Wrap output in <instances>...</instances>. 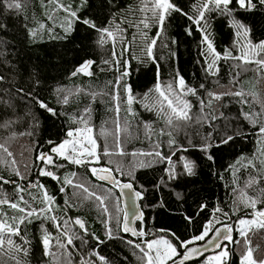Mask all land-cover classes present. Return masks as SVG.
Listing matches in <instances>:
<instances>
[{"label": "snow or ice", "instance_id": "obj_1", "mask_svg": "<svg viewBox=\"0 0 264 264\" xmlns=\"http://www.w3.org/2000/svg\"><path fill=\"white\" fill-rule=\"evenodd\" d=\"M41 3L53 27L57 13H63L60 19L65 36L74 31L76 24L92 30L96 47L109 49L110 58L103 63L117 76L104 85L107 91H66L59 98L62 106L69 105L73 96L88 98L76 115L61 113L27 93L35 107L51 117L68 116L71 126L64 130L59 142L46 141L51 147L38 151L31 163L23 164V170L11 145L19 136L31 137L34 133L15 131V119L0 121V264H25L32 243L28 226L33 224L37 226L33 235L38 236L47 264H116L100 251V246L109 240L126 244L140 264H193L197 260L199 264H230L236 246L241 249L240 264H264V258L254 255L261 246L253 247L251 238L264 236V95L256 87L264 84V41L254 43L250 26L239 16L240 11L264 6V0H192L188 8L176 0H136L123 9L127 14L119 17L116 13L122 9L116 0H110L113 15L105 27L80 15L88 0H80L77 6L75 0ZM23 4L24 0H0V6L8 12L18 13ZM174 16L187 21V36L199 35L196 63L202 69L203 82L198 85L186 80L178 68L169 77L161 75L162 61H178L173 49L178 41L166 35ZM217 18L225 19L234 30L233 48L224 52L217 50L211 30ZM45 27L43 23L39 25L40 29ZM48 31L51 33L52 29ZM30 35L36 37L37 30H30ZM222 60L234 62L228 64L230 79L227 83L220 79L209 81V77L220 76ZM133 61L143 67L155 66V83L139 94L130 83L134 71L139 70L133 69ZM94 65L100 67L95 60L85 58L71 75L92 77ZM247 72L257 74L256 85L251 89L243 87L240 79ZM208 83L225 90L215 91ZM15 91L23 93V89ZM98 97L113 113L99 126L93 107ZM0 104L14 108L4 94H0ZM233 104L238 106L234 115L225 111ZM141 113L149 114L151 119H144ZM26 115L33 127L39 125L34 113ZM249 136L255 142L254 152L242 153L224 170L231 177V182L225 183L231 197L227 208L214 206L198 234L188 238H181L170 229L150 233L143 208L172 211L165 195L184 200V193L177 190L175 182L197 175V163L188 155L191 150L204 153L214 164L213 149L237 139L246 141ZM141 138L147 141V149L130 150L129 142ZM27 151L20 153L21 158ZM146 168H159L161 173L152 184L157 199L151 205L139 203L148 189L139 184L136 171ZM35 169L38 171L32 179ZM217 175L222 181L226 179L223 174ZM41 177L55 182V190L50 191ZM85 206L96 210L103 236L92 231L86 219L72 214ZM206 208L201 203L197 214ZM241 209L246 215L233 221ZM185 219L189 224L193 221L191 216L185 215ZM158 232L164 235H157ZM208 252L212 254L206 255Z\"/></svg>", "mask_w": 264, "mask_h": 264}, {"label": "trees", "instance_id": "obj_2", "mask_svg": "<svg viewBox=\"0 0 264 264\" xmlns=\"http://www.w3.org/2000/svg\"><path fill=\"white\" fill-rule=\"evenodd\" d=\"M176 2L188 8L192 0H176ZM80 0H75L74 6H77ZM136 0H116V4L122 9L116 15L122 16L127 14L123 9L129 4H135ZM51 8V5L48 6ZM128 13L131 9L127 10ZM48 11L41 0H24L22 9L17 12L5 11L0 6V77L4 78L0 82V94H4L6 99L11 100L14 108H8L4 104H0V121L11 118L17 120L13 125V129L17 132L32 131L33 136H19L11 145L12 150L16 153L17 159L20 161L21 169L23 170L24 163H31L38 151H47L50 145L46 143L49 139L59 142L63 136L64 130L71 126L70 119L66 115H61L59 118L51 117L44 113L43 110L35 107L34 103L27 97V93H32L34 97H39L44 100L50 107L56 108L61 113H69L76 115L83 107V102L87 101V97L73 96L69 105L62 106L60 97L66 91L85 88L90 91H107L104 85H109L115 79L117 73L107 70L108 65L103 61L110 58L108 47L97 48L94 40L96 34L90 29H86L83 24H76L74 31L65 36L64 30L61 27V19L63 13H57L55 26L48 19ZM81 16H87L94 20L99 27L108 26L112 18L113 10L110 6V0H88V3L83 6L80 11ZM239 16L244 22L250 26V38L255 42L264 41V6H257L252 11H240ZM46 25L44 29H40L39 25ZM187 21L183 17L174 16L167 26L166 35L175 37L178 41L173 49L178 53V61H162L163 77H169L170 74L178 68L181 75L190 83L198 85L203 82L202 69L196 63L198 57L196 37H189L184 32V27ZM52 31L49 33L48 29ZM30 30H37L36 37L30 35ZM212 32L217 50L224 52L226 49L233 48L234 30L231 29L226 20L217 18L212 24ZM165 53L166 49L163 50ZM85 58H91L96 61L100 67L94 65L95 75L87 77L83 75L72 76ZM232 61H221L220 76L209 77L208 80L220 79L221 83H227L230 79L228 64ZM134 71L130 79L134 92L139 94L152 87L156 80L155 66L147 67L140 66L132 62ZM100 68H104L101 71ZM255 72H247L241 75L240 79L244 81L243 87L251 89L256 85ZM208 87L215 91H224L218 85L208 83ZM257 90L261 95H264V84L256 85ZM16 89H23V93H16ZM4 90H8L6 93ZM61 90V91H58ZM100 97L97 98V103L93 105L94 119L99 126L104 121L109 120L113 115L108 111V104H101ZM105 101L107 97L103 98ZM238 106L233 104L226 112L235 114ZM195 110V109H194ZM32 112L37 116L39 125L33 127L30 123V116L27 113ZM218 114V113H217ZM123 115V113H122ZM144 119H151L147 113H141ZM140 117H137L139 119ZM135 123V121H133ZM220 124V121H217ZM0 135H3L0 132ZM129 149H147L148 143L142 138L140 141L132 140L128 144ZM25 152L24 158H21L20 153ZM255 150V142L251 136L245 141L237 139L230 145H225L212 150L215 158V163L208 161L204 153L191 150L189 157L197 163V175L193 177H182L175 183L178 184V191L184 193V200H176L173 196L165 195L168 203V211L163 208L144 207L146 227L148 230L155 231L157 229H170L176 232L181 238H188L194 234H198L200 226L210 216V210L214 206L227 208L230 202L229 189L225 187V183L231 182V177L224 170L228 165L232 164L242 153L251 155ZM33 170L30 178L35 179ZM0 172L3 168L0 167ZM219 174L225 176V180L218 178ZM11 176L10 173H4ZM161 175L159 168L138 169L136 177L139 184L145 185L148 191L145 193V199L140 201V204L151 205L157 199L155 191L152 189V184ZM42 182L48 185L50 191L55 190V182L49 178L41 177ZM250 194H255L250 192ZM62 199V198H61ZM203 203L207 208L198 212V206ZM73 215H78L89 222L90 229L98 235L103 236V227L97 220V212L95 209L84 208L77 209ZM185 215L193 217L191 224L185 219ZM246 215V211L241 209L236 216L232 217L235 221L238 216ZM231 222V221H230ZM38 223V222H37ZM28 236L31 239V247L29 256L25 258V264H47V258L43 256L42 247L39 243L38 236L33 234L37 232L36 224L29 225ZM54 231V229H51ZM157 235H164L158 232ZM236 234L234 233V236ZM251 235V234H250ZM151 238V237H149ZM252 246L260 244V249L254 253L257 259L264 258V236H252ZM94 243V242H93ZM87 251V249H84ZM100 251L103 255L114 260L116 264H140L132 250L120 240H109L100 246ZM241 249L236 246V250L230 258V264H240ZM127 257V260H124ZM202 259V258H200ZM199 264V260L193 262Z\"/></svg>", "mask_w": 264, "mask_h": 264}, {"label": "water", "instance_id": "obj_3", "mask_svg": "<svg viewBox=\"0 0 264 264\" xmlns=\"http://www.w3.org/2000/svg\"><path fill=\"white\" fill-rule=\"evenodd\" d=\"M212 254L211 252L206 253V255ZM202 258V257H201ZM200 259V258H199Z\"/></svg>", "mask_w": 264, "mask_h": 264}, {"label": "rangeland", "instance_id": "obj_4", "mask_svg": "<svg viewBox=\"0 0 264 264\" xmlns=\"http://www.w3.org/2000/svg\"><path fill=\"white\" fill-rule=\"evenodd\" d=\"M209 255H211V254H209Z\"/></svg>", "mask_w": 264, "mask_h": 264}]
</instances>
